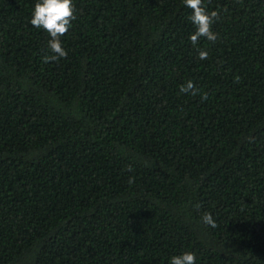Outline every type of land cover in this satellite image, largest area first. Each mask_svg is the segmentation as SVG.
<instances>
[{"label":"trees","instance_id":"trees-1","mask_svg":"<svg viewBox=\"0 0 264 264\" xmlns=\"http://www.w3.org/2000/svg\"><path fill=\"white\" fill-rule=\"evenodd\" d=\"M36 2L0 0V264H264V0L195 45L183 0H73L47 63Z\"/></svg>","mask_w":264,"mask_h":264},{"label":"clouds","instance_id":"clouds-1","mask_svg":"<svg viewBox=\"0 0 264 264\" xmlns=\"http://www.w3.org/2000/svg\"><path fill=\"white\" fill-rule=\"evenodd\" d=\"M183 2L191 10L189 19L195 25V31L190 35L192 44H197L200 37L215 42L217 35L212 31V24L219 17L218 11H207L203 0H183ZM75 12L73 0H37L35 3L30 23L33 27L43 29L51 37L48 41L51 55H44L43 62L56 61L67 56L60 37L66 35L71 28L72 21L76 19ZM198 58L207 59L208 52L198 49ZM179 90L181 93H190L193 96L200 93L192 80L182 84ZM206 95V93L201 94V99H205ZM128 170H131L130 166ZM202 220L212 228L217 226L210 213H204ZM169 264H196V255L186 250L179 255L172 256Z\"/></svg>","mask_w":264,"mask_h":264}]
</instances>
